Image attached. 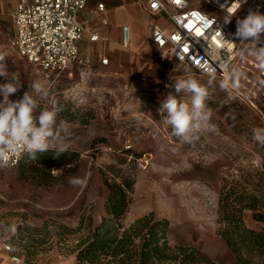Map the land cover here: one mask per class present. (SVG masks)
Segmentation results:
<instances>
[{"label": "rangeland", "instance_id": "obj_1", "mask_svg": "<svg viewBox=\"0 0 264 264\" xmlns=\"http://www.w3.org/2000/svg\"><path fill=\"white\" fill-rule=\"evenodd\" d=\"M197 7L224 23L229 20L225 24L234 31L237 19L252 10L248 5L229 18L204 2ZM13 35L12 24L0 29L7 72L0 84L19 80L18 91L8 97L15 102L31 91L34 80L43 81L48 96L36 97L34 115L50 110L55 102L59 111L54 130L61 123L69 126L62 133L69 146L65 152L77 157L70 167L52 172L38 155L35 160L26 155L15 168H0V246L10 245L9 254L27 264L51 256L74 257L76 263L74 246L87 233L78 229L88 220L101 224L107 216L105 177L112 181L119 175L135 183L132 204L122 219L125 227L154 213L170 221L171 245L195 246L218 264H235V254L219 235V201L224 191L234 198L244 196L245 205L255 206L244 209L245 225L264 231V223L255 218L264 213V146L252 139L253 128H264L258 115L217 81L164 56L150 39L153 55L145 61L131 46L96 45L85 55V66L57 75L20 57L11 47ZM88 48L83 41L81 50ZM100 51L109 59L107 66L100 62ZM188 79L208 90L205 110L210 116L206 122L194 121L200 128L176 136L161 108L169 95L191 108L193 94L175 87ZM70 179L81 183L73 185Z\"/></svg>", "mask_w": 264, "mask_h": 264}, {"label": "built area", "instance_id": "obj_2", "mask_svg": "<svg viewBox=\"0 0 264 264\" xmlns=\"http://www.w3.org/2000/svg\"><path fill=\"white\" fill-rule=\"evenodd\" d=\"M140 1L151 16H163L170 25L164 27L155 23L151 27L152 43L164 56L192 68L200 75L217 77L220 84L225 78L231 77L234 70L245 73L238 89L231 87L229 79L226 90L247 104L264 124V69H261L253 57L239 50V40L234 36L236 31L216 16L197 7V3L201 1L228 14L237 8L234 0ZM87 2L88 0H18L12 12L15 31L12 49L29 64L46 73L60 75L75 66H85L87 61L81 56L79 49L85 26L79 16L85 10ZM248 5L252 6V11L259 9L264 14V0H242L236 12ZM98 7L99 11H104V4ZM217 30L222 31L223 37L233 41L237 48L231 45L224 49ZM100 40L99 33L91 35L92 42ZM130 44L131 28L124 26L122 46L127 48ZM256 47H264V37H261ZM205 61H208L207 66L216 68L214 74L204 70ZM102 64L108 65L109 59H102ZM21 158L6 168L17 167ZM0 249L12 252L10 245L0 246ZM11 259L16 263L21 262L20 257L14 254Z\"/></svg>", "mask_w": 264, "mask_h": 264}, {"label": "trees", "instance_id": "obj_3", "mask_svg": "<svg viewBox=\"0 0 264 264\" xmlns=\"http://www.w3.org/2000/svg\"><path fill=\"white\" fill-rule=\"evenodd\" d=\"M209 78L220 84L217 77ZM55 153V150L37 153L48 172L70 167L77 157L75 153L62 152L58 157ZM26 155L22 156L19 165ZM134 185L133 180L119 175H114L112 181L105 177L107 216L98 226L88 220L85 227L84 222L79 227L78 231L85 228L87 233L74 246L76 264H218L198 247L171 245L170 221L157 219L154 213L125 227L122 219L132 204ZM232 195L230 191L220 195L219 235L235 254V264H264V231L248 228L243 220L244 209H255V206L245 205L244 196L234 198ZM255 218L264 223V213L256 214ZM65 231L69 235L75 233L73 229Z\"/></svg>", "mask_w": 264, "mask_h": 264}, {"label": "clouds", "instance_id": "obj_4", "mask_svg": "<svg viewBox=\"0 0 264 264\" xmlns=\"http://www.w3.org/2000/svg\"><path fill=\"white\" fill-rule=\"evenodd\" d=\"M241 2L242 0H234L233 3L237 5V8L234 12L227 14L229 18L240 8ZM228 22L230 21H225V23ZM236 24L237 31L234 36L239 40V50L253 57L261 69H264V47H256L260 42L261 33H264V14L259 9L250 10L245 18L237 19ZM217 32L224 49L231 45H235V48H237L233 41L223 37L222 31L217 30ZM204 65L206 66L204 70L207 73L214 74L216 72L215 67L207 66L208 61H205ZM6 75L4 54L0 53V76ZM244 76L245 73L238 69L234 70L231 77L225 78L220 86L226 90L229 87L230 79L231 87L238 89L240 80ZM18 87L19 80L15 77L11 82L0 84V93L3 94V101H0V168L18 162L24 154H27L29 159L35 160L37 153L55 149V154L58 157L60 153L67 151L69 147L62 135V133H67L69 126L66 123H61L59 129L54 130L53 127L59 111L55 106V102H53L50 110L42 111L38 117L34 115V109L37 105L36 97L47 98V85L41 80H34L30 84L31 91L25 92L22 100L10 101L8 99L9 94L17 92ZM175 87L177 92L183 89L193 94L191 108L187 103L178 102L176 98L169 95L161 111L168 113L165 123L172 126L174 135L182 136L193 127L200 128L202 126L201 123L194 125V121L206 122L209 119L210 111L205 110V100L209 93L195 79L180 80ZM37 123L39 126H37ZM203 126L207 127L208 125L204 123ZM212 127L214 128V126ZM185 138L187 139L186 136ZM252 139L264 146V128H253ZM69 182L73 185L81 183L79 179H70Z\"/></svg>", "mask_w": 264, "mask_h": 264}, {"label": "crops", "instance_id": "obj_5", "mask_svg": "<svg viewBox=\"0 0 264 264\" xmlns=\"http://www.w3.org/2000/svg\"><path fill=\"white\" fill-rule=\"evenodd\" d=\"M17 2L18 0H0V29L3 26L8 27L9 24H12L14 30L12 12L16 7ZM100 4H104L103 12L99 11L98 6ZM79 20L85 26L83 39L79 42V49L81 56L87 61V63L89 61L85 55L91 54L92 51L95 50L96 45H101V49L104 48V46L107 48L112 43L115 45L121 44L122 46V28L124 26H129L131 28L130 46L133 50L140 52L145 61L146 59H149V55L151 57L153 55V49L147 45V40H151L152 25L157 23L164 27L170 26L163 16H151L140 0H88L85 10L79 16ZM140 29L144 30L145 34H142ZM95 32L100 34L101 40L92 42L91 35ZM141 39L144 41L142 44H140ZM83 41H87L90 47L87 51L81 50V43ZM103 51L98 53L101 64L102 59H108ZM11 255L12 254L6 253L4 250L0 249V264H27L25 262H14L11 259ZM35 264L76 263L74 257L51 256L46 260Z\"/></svg>", "mask_w": 264, "mask_h": 264}, {"label": "bare ground", "instance_id": "obj_6", "mask_svg": "<svg viewBox=\"0 0 264 264\" xmlns=\"http://www.w3.org/2000/svg\"><path fill=\"white\" fill-rule=\"evenodd\" d=\"M236 14H237V12L235 14H233V16L236 15Z\"/></svg>", "mask_w": 264, "mask_h": 264}]
</instances>
